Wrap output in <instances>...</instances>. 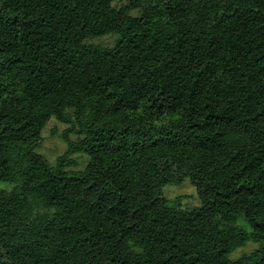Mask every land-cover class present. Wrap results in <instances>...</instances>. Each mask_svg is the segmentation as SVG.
I'll use <instances>...</instances> for the list:
<instances>
[{
    "label": "trees",
    "instance_id": "16d2710c",
    "mask_svg": "<svg viewBox=\"0 0 264 264\" xmlns=\"http://www.w3.org/2000/svg\"><path fill=\"white\" fill-rule=\"evenodd\" d=\"M114 1L0 0V264H264V0Z\"/></svg>",
    "mask_w": 264,
    "mask_h": 264
},
{
    "label": "rangeland",
    "instance_id": "374dc122",
    "mask_svg": "<svg viewBox=\"0 0 264 264\" xmlns=\"http://www.w3.org/2000/svg\"><path fill=\"white\" fill-rule=\"evenodd\" d=\"M130 0H115L113 5L116 8L129 4ZM143 7L133 9L130 11L132 16H139ZM117 41V35L110 34L99 38L87 40V43H93L101 45L102 47H112ZM72 124L64 123L58 120L56 117H51L44 126L41 136L42 141L37 152L44 155L51 164H56L58 158L62 156L68 148L66 141L63 138V132L65 129L71 127ZM72 140H77L79 137L77 134H71ZM71 158L75 160V164L69 166V170H82L89 163L90 157L83 153H75L71 155ZM14 184L9 182L0 181V190H11ZM164 195L170 200V204L176 208H189L200 206L201 201L199 199L196 187L192 184L189 178H186L181 184H168L163 188ZM259 246L254 241L247 242L243 247L236 249L230 256L232 260H236L245 254H250Z\"/></svg>",
    "mask_w": 264,
    "mask_h": 264
}]
</instances>
